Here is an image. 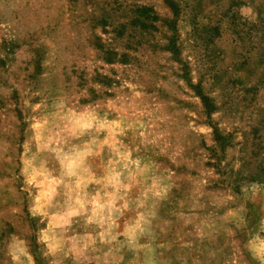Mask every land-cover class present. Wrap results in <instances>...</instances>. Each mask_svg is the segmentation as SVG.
<instances>
[{
	"label": "rangeland",
	"instance_id": "1",
	"mask_svg": "<svg viewBox=\"0 0 264 264\" xmlns=\"http://www.w3.org/2000/svg\"><path fill=\"white\" fill-rule=\"evenodd\" d=\"M0 264H264V0H0Z\"/></svg>",
	"mask_w": 264,
	"mask_h": 264
},
{
	"label": "trees",
	"instance_id": "2",
	"mask_svg": "<svg viewBox=\"0 0 264 264\" xmlns=\"http://www.w3.org/2000/svg\"><path fill=\"white\" fill-rule=\"evenodd\" d=\"M141 12L143 13V15H145V16H152V10L150 9V8H146V7H144V8H142L141 9ZM172 49H173V51L176 53V49H175V47H172ZM203 98V100H204V102H205V104H206V108H208V103H207V98L205 97V96H203L202 97Z\"/></svg>",
	"mask_w": 264,
	"mask_h": 264
}]
</instances>
